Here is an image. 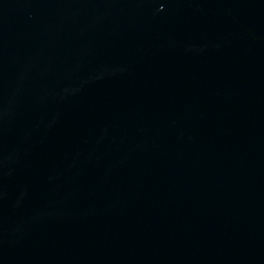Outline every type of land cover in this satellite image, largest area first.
I'll return each instance as SVG.
<instances>
[{
	"label": "water",
	"instance_id": "95a60500",
	"mask_svg": "<svg viewBox=\"0 0 264 264\" xmlns=\"http://www.w3.org/2000/svg\"><path fill=\"white\" fill-rule=\"evenodd\" d=\"M0 264H264V0H0Z\"/></svg>",
	"mask_w": 264,
	"mask_h": 264
}]
</instances>
